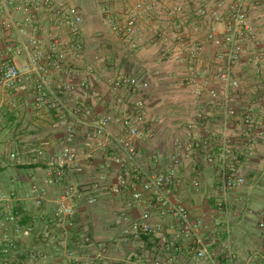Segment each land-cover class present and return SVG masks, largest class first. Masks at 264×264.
Masks as SVG:
<instances>
[{"label":"built area","instance_id":"1","mask_svg":"<svg viewBox=\"0 0 264 264\" xmlns=\"http://www.w3.org/2000/svg\"><path fill=\"white\" fill-rule=\"evenodd\" d=\"M197 1L195 15L209 19L202 39L198 25L194 34L177 28L168 36L159 26L150 32V45L157 47L165 64L180 67L176 76L193 108L185 117L183 133L173 139L166 172L157 174L141 163L138 149L139 141L152 139L155 133L156 121L149 117L151 80L120 70L119 65L112 75L99 76L88 61L85 16L71 0H0V29L17 33V50L27 57L23 67L0 63V87L12 90L23 81L26 91L29 82L37 92V115L52 109L64 115L54 124V128L66 126L63 150L43 157L48 141H42L36 150V164L45 166L46 186L61 185L71 172H84L73 146L78 129L84 128L101 140L103 152L111 146L118 149L119 155L107 160L105 168L117 177L120 187L133 190L129 208L133 203L147 206L139 220L124 225L121 244L125 253L117 257L106 243L88 236L81 248H75L71 237L76 213L72 203L86 197L89 204H95L100 183L82 188L69 185L53 201V212L33 214L22 212L20 203L30 200L41 211L47 202L46 188L32 184L25 199L15 192H0V264H242L228 224V239L222 241L215 229L193 217L173 189L180 184L179 169L187 162L210 165L219 183V211L228 216L232 194L241 180L243 158L253 155L247 149L254 150L264 141V47L257 29L264 12L255 10L262 0H218L215 6L209 0ZM97 5L111 34L132 51L139 48L134 37L145 33L147 16L160 11L182 20L190 9L183 0H97ZM46 21L48 45L42 34ZM60 30L66 38L59 35ZM249 43L253 52L247 55ZM242 66L252 71V91L245 88ZM100 77L115 95V112L105 116H99L89 104L95 98L105 99L98 86ZM75 96L84 102L71 108L65 99ZM4 158L10 165L22 164L19 152L0 148V161ZM89 158L94 159L95 154L91 152ZM193 185L200 190L202 184L197 179ZM154 210L174 222L171 230L152 224ZM124 220H128L126 215ZM259 228L264 232V221ZM153 236L158 239L150 247L143 238ZM44 247L49 250L43 251Z\"/></svg>","mask_w":264,"mask_h":264},{"label":"crops","instance_id":"2","mask_svg":"<svg viewBox=\"0 0 264 264\" xmlns=\"http://www.w3.org/2000/svg\"><path fill=\"white\" fill-rule=\"evenodd\" d=\"M183 1L190 4V9L188 8L189 10H187L182 20L173 19L171 18L172 16L160 11L154 16L145 18L143 23L145 33L142 36L134 37V40L139 44V48L136 51H132L133 54L139 56L145 38L148 40L147 45H150V32L155 26L161 27L168 36H172V33L177 28L186 30L188 34H194L195 27L198 25L202 32L199 38L202 39L204 37L206 28L209 26V19L198 18L195 15L198 7L197 3H200V1ZM209 1L213 6L218 2V0ZM255 10L264 12V0L260 2V5ZM82 12L85 16V12L83 10ZM16 18L20 21L21 16L19 15ZM262 22L258 26L261 24L263 26L259 30V34L261 46L264 47V19ZM87 23L88 21L85 19L84 36ZM42 26V34L46 37L45 42L48 45L50 41L47 34L48 22L46 21ZM261 32L263 33L261 34ZM28 33L29 36L33 34L31 28H29ZM58 33L62 38H66L64 31L60 30ZM84 39L86 42V36ZM17 45V33L0 29V63L10 62L19 67H23L26 64L27 57L22 51L17 50ZM9 49L11 50L9 51ZM252 50L253 46L249 43L246 46L247 55L251 54ZM209 53H213L212 49L209 50ZM133 67L132 73L130 71L126 72H130V74L139 78L151 80L152 87L149 98L151 99L152 107L149 117L156 121L154 126L155 133L151 141H148L149 138L138 142L140 161L153 173H163L166 172L167 164L173 153V139L183 133V123L187 115L184 118L182 117L181 120L183 119V121L178 123L172 122L169 125L168 121L174 118L173 116L175 115L172 114L182 112L180 109L181 104L176 101L186 100L187 97L185 98L182 94L185 91H182L183 86L179 79H174L176 83H179V88L170 85L171 89L168 97L170 102H167V105L162 109L161 100L158 98L159 94L156 93V90L159 93L163 92L160 89V85H166V82L160 83L158 86L162 78H158L153 70L146 72L138 64ZM102 68L98 69L99 76L104 75ZM106 68L108 70V66ZM114 69L116 70V67ZM119 69L125 71L121 67ZM241 69L244 76L245 74L249 76L246 73L248 70L252 74L248 66H242ZM246 76L244 77L245 79ZM53 78L54 81L58 80L57 75ZM99 80L98 86L102 95H105V99L95 98L89 104L94 106L99 116H105L115 112V95L110 90L112 98L109 100L106 97L107 89L105 91V88L108 87L103 84L101 77ZM252 81L255 85L254 77ZM253 84L250 86L252 87ZM26 85V91H23V81L12 90L0 87V148L6 152H19L22 162V164L16 166L15 164L10 165L11 161L5 158L0 161V192H15L25 199L31 185L34 183L40 184L47 191V202L41 211H38L30 200H24L20 203L22 212L33 214L34 212H53V201L69 185H76L82 188L95 182L100 183L101 187L96 194L98 199L95 204H89L86 197L72 203L76 213L73 226L70 229L71 237L75 248H81L84 245V237L88 236L95 242L106 243L115 256L124 257L125 250L121 244L123 227L131 221L139 220L143 212L146 211L147 206L144 203L140 205L133 203L132 208H129L128 205L132 200L133 190L120 187L117 177L112 171L105 168L107 160L119 155L118 149L111 146L113 148L103 152L99 149L101 140L92 137V130L79 128L73 146L77 149L82 159L84 172L82 174L71 172L61 185L46 186L45 166L43 163L40 165L36 164V160L39 157V153L36 150L40 147L42 141L50 143L49 148L44 150L43 157L48 158L63 150L67 142L66 126L60 125L54 128V124L64 115L56 109L45 110L42 115H37L34 106L37 92L31 83L27 82ZM245 88L247 89V86ZM164 90L167 91V88ZM126 96L128 97L129 94H126ZM65 101L71 108L80 106L84 102L83 99L81 101L76 100V96L73 99L66 98ZM166 125L172 127V129H167ZM161 135L165 136L163 140L160 139ZM247 150L251 151L253 155L243 158L241 180L232 194L228 216L219 211V183L215 171L210 165H194V162H187L185 166L179 169L180 184L173 189V193L190 210L194 218L202 220L205 225L215 229L222 241L228 239L226 235L228 224L231 231V242L239 253L240 258L243 259L242 264H264V232L259 228V224L264 221V141L254 150ZM91 152L95 154L94 159L89 158ZM157 156L159 157L158 159ZM197 179L202 184L200 190L194 189L193 184ZM154 212L152 224H161L171 230L174 222L171 219L162 217L160 213H157V210H154ZM124 215L127 216L128 220H124ZM81 218L84 221L83 227L78 224ZM27 221L25 220V222ZM149 238V241L144 240V242L150 243V247H153L158 238L156 236ZM44 250L47 251L49 249L44 247Z\"/></svg>","mask_w":264,"mask_h":264},{"label":"rangeland","instance_id":"3","mask_svg":"<svg viewBox=\"0 0 264 264\" xmlns=\"http://www.w3.org/2000/svg\"><path fill=\"white\" fill-rule=\"evenodd\" d=\"M74 5L78 6L81 10L85 12V19H87L88 23L86 25V38L87 42H85L86 47H87V54L89 56V61L90 63L98 70L101 69L104 75H112L115 71V67L119 65V67L123 68L126 71H132L134 70L133 66L135 64H138L141 68H143L146 72L153 70L154 73H156V76L160 79V83L166 82V85H160V89L163 90V92H160L156 90V93L159 95V99L161 100V108L163 109L164 106L167 105V102H170L169 97V90L171 89L170 85H173L176 88H179V83H176L174 79H178L176 76V73L178 70H180V67L177 64H174L172 62L166 63L161 59L159 54L157 53V47H153L152 45H147L148 40L145 38L143 42V47L140 50L139 54V61L138 62H133L132 64L130 63L131 61H126L123 63V57L127 55L128 51H132L129 46L126 44L120 42L117 38H115L108 26L104 24L102 21V17L100 14V10L97 5V0H71ZM263 23V22H262ZM263 28L262 24L258 26L257 24V29L260 30ZM186 31V30H185ZM187 32V31H186ZM263 32H261L262 34ZM146 37V36H145ZM108 66L105 69V67ZM149 68V69H148ZM153 68V69H152ZM131 69V70H130ZM129 72V73H130ZM133 72V71H132ZM131 72V73H132ZM241 74L243 75L242 69L240 70ZM128 73V72H127ZM246 73H248L249 76H246L245 79V86H247V91H252L255 87L253 84V75L250 74L251 72L248 70ZM178 74V73H177ZM252 75V76H251ZM244 76V75H243ZM244 76V77H245ZM59 78V76L57 75ZM255 80V79H254ZM247 83V85H246ZM253 86L251 87L250 85ZM167 88V91L164 89ZM173 88V87H172ZM106 92V97L110 100L112 98V93L109 88H105ZM182 91H185L182 93L185 98L187 97L188 93H186V90L182 88ZM180 105V109L182 112H176V114L173 116L174 118L171 121H168V124L170 125L172 122L178 123L181 120V118L185 117L188 115L191 110H192V105L190 104V101L186 98L181 99V101H176ZM167 129H172V127L166 125ZM165 136L161 135L160 139H164ZM148 141H151L149 139ZM150 143V142H147ZM83 219L81 218L80 221H78V224H81L80 226L83 227Z\"/></svg>","mask_w":264,"mask_h":264},{"label":"trees","instance_id":"4","mask_svg":"<svg viewBox=\"0 0 264 264\" xmlns=\"http://www.w3.org/2000/svg\"><path fill=\"white\" fill-rule=\"evenodd\" d=\"M86 34V32H85ZM87 42V41H86ZM138 59H139V56L136 54H133L132 51H128L127 52V55L123 57V63L126 62V61H131L130 63L132 64L133 62H138ZM127 63V62H126ZM143 240L145 241H149L150 238L149 237H144Z\"/></svg>","mask_w":264,"mask_h":264}]
</instances>
